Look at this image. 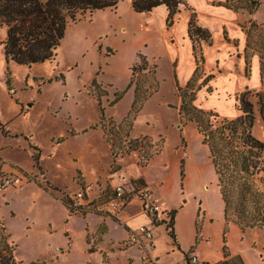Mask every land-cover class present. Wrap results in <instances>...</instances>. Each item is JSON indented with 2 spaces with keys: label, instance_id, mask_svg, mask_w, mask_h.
I'll list each match as a JSON object with an SVG mask.
<instances>
[{
  "label": "rangeland",
  "instance_id": "374dc122",
  "mask_svg": "<svg viewBox=\"0 0 264 264\" xmlns=\"http://www.w3.org/2000/svg\"><path fill=\"white\" fill-rule=\"evenodd\" d=\"M219 3L227 7V0ZM125 6L126 2L118 15L97 10L71 24L54 59L31 66L6 61L3 41L7 29L0 27V182L6 177L14 181L11 186H0V249L12 250L17 260L156 264L142 260L138 244L129 242L131 231L150 219L136 196L143 186L155 193L163 207H183L178 218L194 215L200 234L203 229L213 235L228 232L227 225L222 227L224 203L209 149L194 122H181L176 69L169 58L148 59L156 65L158 88L138 112L132 107L136 83L142 91L151 89L153 75L148 69H137L135 83L130 84L133 66L141 64L139 53H144L141 48L135 50L142 34ZM235 11L240 16L236 28L245 37L231 36L234 27L224 29L216 49L225 48L226 55L212 67L202 64L200 81L210 74L213 77L197 104L232 118L241 113L237 98L246 92L256 114L253 133L264 142L260 100V94L264 95V32L254 28L247 49L244 28L251 21L264 28V0L254 13L244 8ZM122 25L126 33L119 31ZM210 33L207 40L197 42L198 55L215 41ZM156 51L151 46L146 54ZM258 68L260 83L253 85V70L257 77ZM238 79L245 81V88L230 87ZM94 81L106 90L100 100ZM117 92L123 94L114 101ZM103 119L122 124V129L132 124L131 138L146 139L139 149L126 153L122 138L115 133L113 147L101 127ZM37 153L38 162L34 159ZM260 176L264 172L256 178ZM118 184L134 189L133 195L114 198L113 188ZM86 186L93 188V201L76 204L71 195ZM260 187L264 190V181ZM168 224L154 229L160 248L170 243L173 228ZM248 231L249 240L264 244V229Z\"/></svg>",
  "mask_w": 264,
  "mask_h": 264
},
{
  "label": "trees",
  "instance_id": "16d2710c",
  "mask_svg": "<svg viewBox=\"0 0 264 264\" xmlns=\"http://www.w3.org/2000/svg\"><path fill=\"white\" fill-rule=\"evenodd\" d=\"M123 0H0V27H6L7 36L3 41L6 61H14L21 65L31 66L54 59L57 51L66 35L67 28L78 23L87 14L97 10L116 9ZM133 7L137 12H148L154 7L165 4L169 9L167 25L175 23L176 15L182 5H187L186 0H132ZM261 4V0H227V7L234 10L241 8L254 13ZM188 35L193 42V52L197 67L191 79L181 85L178 82L177 93L180 98L179 114L182 123L194 122L197 130L203 137V143L207 145L212 164L214 166L218 186L225 203V218L235 221L245 231L252 228L264 229V190L260 187L263 177L256 178L264 172V142L253 133L256 114L254 103L243 92L237 98L238 110L241 112L236 117H221L213 110H207L197 104L198 92L208 84L213 74L207 75L200 81L202 64L205 62L203 51L197 53V42L211 37L210 30L202 27L197 22V14L191 8ZM244 27V26H243ZM250 43L251 32L264 28L256 21H251L249 27H244ZM141 64H136L132 69L130 84L135 83L136 70H147L153 75L151 89L142 91L138 83L135 87L133 108L138 112L144 102L158 88L156 79V65H150L145 54L139 53ZM247 58V67H249ZM264 72V56H261V76ZM93 87L100 96L106 94L96 81ZM122 92H117L114 101L122 97ZM261 112L264 118V95L260 94ZM101 127L108 138H115V133L122 138V145L126 147V153L140 148L146 139L131 138V124L127 129H122V124L114 121L108 123L106 119L101 122ZM185 141V140H183ZM113 147L115 141L112 142ZM117 155V154H116ZM39 161V153L34 155ZM177 209L170 211L168 227L173 229L169 232L175 242L177 237L174 231V219ZM197 231L199 234L198 224ZM199 237V236H198ZM198 239V238H197ZM5 246L9 247L7 241ZM0 264H47L45 261L32 260L25 262L17 260L12 250L0 249Z\"/></svg>",
  "mask_w": 264,
  "mask_h": 264
},
{
  "label": "crops",
  "instance_id": "0c3cea01",
  "mask_svg": "<svg viewBox=\"0 0 264 264\" xmlns=\"http://www.w3.org/2000/svg\"><path fill=\"white\" fill-rule=\"evenodd\" d=\"M186 1L192 7L191 9L196 12L198 24L213 32L215 41L211 45L204 46L205 64L208 67H212L219 59L224 58L226 55L225 48L221 50L216 49V42L220 40L225 28L231 29V27H234L233 34L231 33L233 37H245L244 31L241 28H236V26L239 27L238 21L240 16L234 9L221 5L219 2L223 0H201L198 3H193L192 0ZM125 2V8L128 10L129 15L136 21V24H139V26L137 25V29H140L138 33L141 31L140 33L142 34L136 44L135 50L141 48L143 53L151 60H156V58L163 56L169 58L176 69V82L185 85L191 79L197 67L193 52V42L188 35L192 11L190 12L189 9L181 7V10L176 15L175 23L170 27L167 25L169 9L165 4L158 5L148 12H137L133 7L132 0H123L120 2L121 5L118 4V7L114 10L105 9L98 11L103 14L108 12L112 13V15H118V9ZM143 20H146L147 23ZM142 23L146 24L144 28H140V24ZM119 31L126 33L127 27L122 25ZM104 34H108V37L110 36V33ZM151 46H156L157 51L152 55H147V48ZM134 61L135 58L128 64V72L130 64ZM254 72L255 70H253L252 84L258 85L260 83L259 68L257 77H255ZM238 80L236 85L235 81L231 83L230 87L235 89V87L242 86L245 88V81L242 79ZM204 91L205 87L198 92L197 103L204 94ZM126 202H123V205ZM174 205L168 208V210L174 208ZM182 208L178 209L173 224L177 242L169 236L170 243L167 246L164 248L157 246L152 251L151 255L156 264H186L187 255L190 252H194L201 259L207 260L212 264H264V244H259L255 238L249 240L247 237L249 233L248 229L243 231L235 221L230 220L227 222L225 212L221 220L222 227L227 225L229 228L225 235L222 231L215 235L208 234L205 233L204 229L203 232L201 231V234H198L197 220L194 215L178 218ZM205 213L209 216L208 207H205ZM132 218L128 220L129 223ZM155 221L156 227L164 225L162 216L159 218L150 217L145 224H153Z\"/></svg>",
  "mask_w": 264,
  "mask_h": 264
},
{
  "label": "built area",
  "instance_id": "2783aa9c",
  "mask_svg": "<svg viewBox=\"0 0 264 264\" xmlns=\"http://www.w3.org/2000/svg\"><path fill=\"white\" fill-rule=\"evenodd\" d=\"M13 180L10 177L4 178L0 182L2 188L11 186ZM92 186L81 187L74 194L71 195L76 204H89L93 201L91 198ZM134 189L127 187L125 184H118L113 188L114 198L123 199L129 198L133 195ZM137 198L141 203L142 210L150 217L159 218L162 216V221L170 220V210L163 207L162 203L155 197V193L147 186H143L137 190ZM155 223V224H154ZM153 224H142L138 228L131 231L129 242L131 244H138L139 248L143 251L142 260H154L151 253L157 247L155 227L156 221ZM186 264H212L207 260L201 259L194 252L187 255Z\"/></svg>",
  "mask_w": 264,
  "mask_h": 264
}]
</instances>
